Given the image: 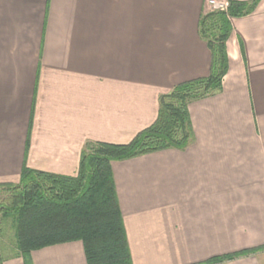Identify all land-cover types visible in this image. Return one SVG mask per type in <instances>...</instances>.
Returning <instances> with one entry per match:
<instances>
[{
	"label": "crops",
	"instance_id": "1",
	"mask_svg": "<svg viewBox=\"0 0 264 264\" xmlns=\"http://www.w3.org/2000/svg\"><path fill=\"white\" fill-rule=\"evenodd\" d=\"M209 8L0 0V188L24 166L75 175L85 144H125L151 125L160 95L210 72ZM230 23L221 91L188 103L191 142L111 162L132 264H264V0ZM12 235L0 264H23ZM241 250L252 251L205 262ZM31 259L86 264L79 240Z\"/></svg>",
	"mask_w": 264,
	"mask_h": 264
},
{
	"label": "trees",
	"instance_id": "2",
	"mask_svg": "<svg viewBox=\"0 0 264 264\" xmlns=\"http://www.w3.org/2000/svg\"><path fill=\"white\" fill-rule=\"evenodd\" d=\"M260 0H228L225 11L201 13L199 33L211 53L210 72L175 85L159 96L155 121L125 144H85L75 175L24 166L19 180L1 185L0 217L11 220L23 264L45 246L79 240L86 264H132L111 162L167 149H184L193 139L188 103L219 92L228 67L226 40L231 17L254 11ZM241 250L205 262L228 259Z\"/></svg>",
	"mask_w": 264,
	"mask_h": 264
},
{
	"label": "rangeland",
	"instance_id": "3",
	"mask_svg": "<svg viewBox=\"0 0 264 264\" xmlns=\"http://www.w3.org/2000/svg\"><path fill=\"white\" fill-rule=\"evenodd\" d=\"M209 9H213V8L210 7ZM223 11H225V10H223ZM231 18H233V17H231ZM231 18H230V20H231ZM1 193H2V189L0 188V199L2 198V194ZM12 232H13V229H12V226H11L10 218H8V219L4 218L3 219V218L0 217V246H1V248H4V247L6 248L5 244H7V243H12V240H13ZM4 251L5 250H3L2 253H4ZM7 251L8 250L6 249V253H7Z\"/></svg>",
	"mask_w": 264,
	"mask_h": 264
},
{
	"label": "built area",
	"instance_id": "4",
	"mask_svg": "<svg viewBox=\"0 0 264 264\" xmlns=\"http://www.w3.org/2000/svg\"><path fill=\"white\" fill-rule=\"evenodd\" d=\"M211 8L216 10H226L228 6V0H208Z\"/></svg>",
	"mask_w": 264,
	"mask_h": 264
}]
</instances>
